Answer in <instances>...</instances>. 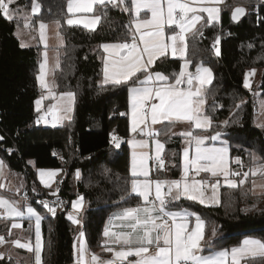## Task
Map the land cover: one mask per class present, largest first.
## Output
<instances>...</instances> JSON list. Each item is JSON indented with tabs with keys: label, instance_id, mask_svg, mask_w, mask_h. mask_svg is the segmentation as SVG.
Returning a JSON list of instances; mask_svg holds the SVG:
<instances>
[{
	"label": "trees",
	"instance_id": "trees-1",
	"mask_svg": "<svg viewBox=\"0 0 264 264\" xmlns=\"http://www.w3.org/2000/svg\"><path fill=\"white\" fill-rule=\"evenodd\" d=\"M36 1L40 13L32 17L31 25L36 27L41 22L57 20L61 23L59 32L64 43L59 47V67L54 78L57 92L75 93V113L59 126L37 123L40 113L36 111L35 101L41 94L37 76L44 47H22L16 32L24 27L25 19L16 17L9 21L0 14V136L3 137L0 158L11 170L24 176L31 194L26 198L39 209L44 207L37 199L53 194L42 186L38 171L62 170L58 193L70 200L84 196L86 208L81 216L87 240L92 249L100 250L108 215L141 202L136 195H129L127 87L101 84L103 51L99 46L122 40L130 15L109 5L107 16L95 31H90L66 24L67 0ZM32 4L33 0H17L11 8L20 6L30 11ZM236 7L246 9L238 22L232 20ZM202 32V36L189 37L187 58L192 61V68L202 62L214 72V80L207 86L206 103V112L213 120L211 131L223 132L230 142L232 158L239 157L243 167L235 165L243 172L250 171L264 163V128L253 123L254 96L251 89L244 87V80L248 71L257 70L258 89L264 97V0H227L220 22L208 24ZM217 38L219 47L214 46ZM181 63V59L168 58L158 61L156 68L171 75L180 70ZM182 139L181 136L164 138L167 155L174 162L168 171L171 177L179 176ZM116 140L123 141L119 148ZM254 178L249 173L243 185L238 184L235 189L222 187L220 205L204 206L183 199L178 208H188L204 219L206 239L212 248L238 246L250 235L264 242V193L252 192ZM68 214V211L56 212L55 216L47 215L41 221L44 264H75L77 229ZM24 224L32 240L33 224L28 220ZM9 229L10 222H0V234L7 235ZM18 254L21 258L3 254L0 264H34L33 253L18 250ZM247 264H264V257L249 258Z\"/></svg>",
	"mask_w": 264,
	"mask_h": 264
},
{
	"label": "snow or ice",
	"instance_id": "snow-or-ice-1",
	"mask_svg": "<svg viewBox=\"0 0 264 264\" xmlns=\"http://www.w3.org/2000/svg\"><path fill=\"white\" fill-rule=\"evenodd\" d=\"M15 2L16 0H0V14L9 21L20 12L19 8L10 7ZM221 2L222 0H67L66 24L69 26L83 25L85 29L95 31L102 18L107 16L109 5L130 15L129 22L125 25L126 31L122 34L123 39L99 46L107 54L103 58L101 84L115 88L127 87L131 114L130 131L134 134L128 141L133 148L129 195L135 194L141 201L135 207L125 208L115 214L110 219L109 226L105 227L103 235L106 239L102 247L105 252L112 254L111 259L104 260L97 254H91L90 260L86 259L89 249L81 240L77 249V264H241L242 261L247 264L249 258L264 257V242L253 238H246L240 245L231 249H213L210 240L206 239L204 219L187 208H178L177 203L181 199H187L204 206L220 205L221 177L230 189L238 187L236 177H242L239 185H243L249 177L248 171L241 173L230 168L229 150L226 146L217 147L207 143L209 140H218L220 132L207 136L197 131L207 132L213 124L212 117L207 114L205 108L207 86L212 83L213 73L211 69L204 67L202 62L196 65L195 72L188 71L192 63L187 58L189 36L192 39L202 36L203 27L219 20L220 9L216 5ZM39 11L40 5L33 0L32 13ZM201 13L207 14L205 24H201L204 19ZM243 13V8H236L233 19ZM53 23L62 46L63 37L59 32L61 23L59 20ZM24 27L28 28L29 24L25 23ZM47 28V24H39V36L45 44V49L48 48ZM17 35L20 33L17 32ZM215 43L219 44V38ZM21 46L26 45L22 43ZM215 51L216 55L220 54L219 48ZM169 55L173 58L178 56L184 61L179 73L173 72L169 77L152 70L157 61L163 62ZM58 57L57 51L53 72L59 67ZM48 64V53L45 51L37 80L40 88L47 90V95H42L36 100V110L41 112L44 99L51 98L56 100V103L51 104L38 117L37 123H49L48 117L51 116V124L55 127L64 119H71L68 114L73 111L75 94L67 91L58 97L55 95V81L46 80ZM254 72L255 70H252L245 76V88L250 87L248 76L254 75ZM239 107L240 105H237V108ZM261 108L264 109V103ZM183 123L190 126L189 130L172 132L177 124ZM223 123L227 125L228 121ZM155 125L161 127L157 129ZM169 133L180 135L186 145L183 149L182 176L175 180L153 179L148 162L155 161L156 171L165 170L162 156L165 144L160 141L159 136ZM137 136L148 139H137ZM2 139L3 137H0V140ZM149 139L155 144L154 156L145 151L149 147ZM115 142L119 148L120 142ZM253 159L256 157L253 156ZM234 162L243 167L239 157H236ZM3 167V162L0 161V171ZM250 172L253 176L258 172L264 174V163L250 169ZM201 173L210 176L197 179ZM57 174V171L41 170L39 175L44 187L50 188ZM76 175L79 176L78 171ZM3 187L4 185L0 184V188ZM209 190L211 194L207 195ZM58 191L57 188L53 195ZM41 204L55 216L54 206L47 201H41ZM82 206L83 197L72 204V208L77 212ZM174 208L178 210H173ZM0 210V218H23L25 215L29 219L34 217L35 245L31 241L21 243L20 239L6 241L5 237L0 235V246L11 243L17 248L34 252L35 264H42L41 221L44 217L28 205L25 210H21L16 201L3 196H0ZM68 219L73 224L80 223L73 214H69ZM114 220L120 223L114 224ZM21 227L20 223L12 224V228ZM113 228L120 230L113 231ZM212 235H216L215 226L212 228ZM153 248L155 251H152ZM129 257L135 259L129 260Z\"/></svg>",
	"mask_w": 264,
	"mask_h": 264
},
{
	"label": "rangeland",
	"instance_id": "rangeland-1",
	"mask_svg": "<svg viewBox=\"0 0 264 264\" xmlns=\"http://www.w3.org/2000/svg\"><path fill=\"white\" fill-rule=\"evenodd\" d=\"M35 2L38 3L36 0H35ZM16 8H19L20 12L14 18L18 17V18L25 19L26 23L29 24L28 28L20 27L17 30V32L20 33V35H17L19 40H20V43L21 44L22 43L25 44L26 46H24V47H36V46H39V45L44 47L45 44H44L43 41L40 40V36H39V24L40 23L36 27L31 25L32 17L34 15H38L40 13V11L38 13H36V14H33L32 13V8H31L30 11H28L24 7H20V6L16 7ZM16 8H13V9H16ZM45 24L48 25V28L46 30L48 48L45 49V47H44L43 52H42V59L40 61V64L43 62L44 52L47 51L48 60H49V64H48V70L49 71H48V75L46 76V80H48L49 82H52L53 80L55 81L54 72L52 71V69H53L55 61H56V53H57V51L59 53L60 41L58 40L57 35H56L57 29H56L55 24L53 22L45 23ZM17 32H16V34H17ZM63 43H64V40H63ZM59 55H60V53H59ZM58 59H59V57H58ZM203 66L211 69V71L213 73V80H214V72H213L212 68L209 65H206V64H203ZM57 68L58 67H56L55 70ZM190 68H191V66H190ZM188 69H189V67H188ZM195 70H196V67L193 68L192 70L189 69L188 71L195 72ZM253 70H255V69H253ZM250 71H252V70H250ZM250 71H248V73ZM213 80H212V82H213ZM248 80L250 82L249 89L252 90V94L254 96V101H255V103H254L255 104V115H254L253 123H254V125L256 127L264 128V127L261 126V125H264V109L261 108V104L264 103V97L261 95V91L258 89L259 80H260V73H258V71L255 70L254 75L248 76ZM55 85H56V82H55ZM71 92H73V91H71ZM54 93L58 97L60 94H62L64 92H57L56 87H55L54 88ZM42 95L46 96L47 95V90H42L41 89V94L36 100L40 99ZM54 103H56V100H54V99H51V98L44 99L42 101V104H41L40 115L43 114V112L46 111L47 108L51 104H54ZM75 104H76V95H75L74 103L72 105L73 111L68 114L71 118H73L74 113H75ZM35 107L37 109L36 103H35ZM205 108H206V105H205ZM129 117H130V121H131L130 106H129ZM65 120H70V119H64V120L60 121L59 123H57L56 126L61 125ZM42 123H43V125H46V126H52L51 121L49 123H44V122H42ZM160 126L161 125H155L154 127L159 129ZM189 127L190 126L187 123L177 124L176 127L172 129V132L180 133L182 131H187V130H189ZM197 131L200 132L201 135H207V136L215 135L216 132H220L221 135H220V138L218 140H216V141L209 140V141H207V143L211 144V145H215L217 147L226 146L228 148V150H229L230 168L233 169V170L241 171V170H239L240 167L235 165L236 164L234 162L235 158H232V156H231V145H230V142L223 136V132L222 131H211V129L208 130L207 132H203V131H200V130H197ZM133 135L134 134L131 133V137H133ZM169 135H171V133H169ZM166 136H168V135L159 136L160 141L165 144V150L162 153V156H163L164 161H165V170L159 171L158 178L159 179H167V180L180 179L181 176H182V173H183V149H184V147L186 145H185L184 139H182V149H181V155H180L181 159H180V166H179V176L178 177H171L170 175H168V171H169V167L170 166H174V162L169 158V155H167L166 143L164 141V138ZM131 137H130V139H132ZM136 138L137 139H148L147 137H141V136H137ZM129 145H130V148H131L132 145L131 144H129ZM145 151H148L151 156L155 155V144H154V142L151 139H149V147L147 149H145ZM171 156H173V154ZM0 161H2L3 165H4L2 171H0V183L4 185V188L7 189L9 194L14 195V196H16V195L20 196L21 195L20 193L23 192V190H24V188H25V186L27 184L25 179H24V176L21 173H19V172L11 170L8 167L7 163L2 158H0ZM258 166L259 165L254 166V167H258ZM248 172L251 173L250 171H248ZM242 173H243V171H242ZM208 176H210V174L201 173V176L200 177H196V178L200 179L201 177H208ZM78 177L76 175L75 179L77 180ZM256 177H257V179H256ZM46 179H47V177H46ZM220 179H221V186H220V190H219V195H220V200H221V188L224 187V186H227V185H225L223 183V178L222 177ZM235 179L237 180V183L239 184V180L241 179V177H236ZM262 186H264V174H261V173L258 172L255 175V178L252 180V192L254 194L264 193V187H262ZM206 194L210 195L211 191L209 190ZM5 198H7V197H5ZM7 199H9L11 201H16L18 203V206L21 208V210H25V206L28 205V206L33 207L37 211V213L40 214L41 216H43L44 218L47 215L53 216L51 213H49L47 211V209H45V208L39 209L35 204L30 203L24 195H21L19 197V200L12 199V198H7ZM39 203H41V202H39ZM0 211L2 212V210H0ZM15 219L28 220V221H30V223L33 224V239L31 241V243L33 245H35V219H34V217L29 219L27 217V215H25V217H23V218H15ZM2 221H4V219L0 220V222H2ZM3 236L5 237V239L9 237L8 234L7 235H3ZM17 236H18L17 239H22V240H24L26 242L31 239L30 232H27L25 229H23L20 232V234H17ZM247 237L260 240V238H258L257 236H253V235H250V236H247ZM247 237H245V238H247ZM41 241H42L41 259H42V264H44V259H43L44 239H43L42 230H41ZM0 252L1 253H7V256H10V253L7 251L5 246L0 248ZM32 253H33V257H34V252H32ZM13 255H14V253H13ZM15 257L21 258L19 254H15ZM34 264H35V259H34ZM241 264H245V262H241Z\"/></svg>",
	"mask_w": 264,
	"mask_h": 264
},
{
	"label": "crops",
	"instance_id": "crops-1",
	"mask_svg": "<svg viewBox=\"0 0 264 264\" xmlns=\"http://www.w3.org/2000/svg\"><path fill=\"white\" fill-rule=\"evenodd\" d=\"M227 2V0H222V2L221 3H219V4H217L216 5V7H218L219 9H220V14H219V20H216V21H212V23H214V22H220V20H221V16H222V8H223V5L225 4ZM79 15V14H78ZM88 15H91V14H88ZM201 15L204 17V19L201 21V24H204L206 21H207V14L206 13H201ZM100 24V23H99ZM99 24L97 25V27L99 26ZM79 26H81V27H83V25H79ZM197 27L199 28L200 27V24H198L197 25ZM190 37V36H189ZM116 42H118V41H114V42H108V43H116ZM45 47V46H44ZM102 51H103V49H102ZM107 54L106 53H104L103 52V54H102V61H103V58L106 56ZM169 58H173V57H171V55H169ZM173 59H180L178 56L177 57H175V58H173ZM181 61H182V63H181V67H180V70L177 72V73H179L180 71H181V68H182V65H183V60L181 59ZM158 62V61H157ZM156 62V63H157ZM190 66H191V64L189 65V69H193L192 68V66H191V68H190ZM188 69V70H189ZM153 71H157V72H161V73H163L164 75H167V76H169V77H171V75H169V74H167V73H165V72H163V71H161V70H158L157 68H156V64H155V66L153 67V69H152ZM102 79H103V76H102ZM161 127V126H160ZM130 128H131V121H130ZM168 136H171V137H174V136H180V135H168ZM130 137H131V131H130V136H129V138H128V141L130 140ZM132 138V137H131ZM128 141H127V144H128V146H129V151H130V165H131V155H132V151H133V148L131 147L130 148V145H129V143H128ZM149 153V152H148ZM149 155H150V153H149ZM151 156V155H150ZM149 168H150V176H151V178H153V179H159L158 178V176H159V171H156L155 170V164L153 163V160H149ZM41 170H43V171H57L58 172V174H57V176L53 179V181L51 182V187L50 188H47V189H50V191H51V193L53 194L54 192H56V190H57V188H58V184L60 183V180L62 179V174H63V171L62 170H60V169H40L39 171H38V178H39V180H40V171ZM241 173H242V171H240ZM46 178V177H45ZM256 179H257V177H256ZM40 182H41V180H40ZM1 184V183H0ZM42 184V183H41ZM42 186L44 187V185L42 184ZM44 188H46V187H44ZM21 194V193H20ZM135 195V194H134ZM0 196H3V197H7V198H12V199H17V200H19V197L21 196H14V195H11V194H9L8 193V191H7V189H5L4 187L3 188H0ZM80 197H83V206H82V208H80V210L77 212V211H74V209L72 208V206L70 207V210H69V214H73V215H75L76 216V218L80 221V223L79 224H74L75 226H76V229H77V233H76V236H75V240H74V263L75 264H77V257H78V255H79V253H78V251H77V249L79 248V244H80V241L81 240H83L85 243H86V245H87V247H88V249H89V252H88V254H87V256H86V259H89L90 260V255L91 254H97V255H99L102 259H104V260H107V259H111L112 258V254L111 253H108V252H105L104 250H103V247L100 249V250H94V249H92L91 247H90V245H89V243H88V240H87V236H86V232H85V228H84V222H83V219H82V216H81V214L84 212V210H85V208H86V202H85V198H84V196L83 195H79V196H77V198H75L74 200H72V204H73V202H75V201H77ZM181 200H183V199H181ZM180 200V201H181ZM179 201V202H180ZM179 202H177V203H179ZM133 207H135V206H133ZM183 208V207H182ZM123 209H125V208H120V209H116V210H113L109 215H108V217L106 218V221H105V224H104V229H105V227H107V226H109V221H110V219L111 218H113L114 217V215L115 214H117V213H120ZM188 209V208H187ZM173 210H178L177 208H174ZM190 210V209H189ZM190 211H192V210H190ZM68 214V215H69ZM193 220H194V218H192ZM5 221H8V222H10V229L9 230H11V235H9V231H8V238H6V241H12V240H16L17 239V234H20V232L25 228V224H24V220H20V219H15V218H11V219H9V218H5L4 219V221H2V222H5ZM13 223H20L21 225H22V227L21 228H12V224ZM113 223L114 224H119L120 222L119 221H113ZM104 229H103V232H104ZM113 231H119L120 229H117V228H113L112 229ZM81 233H83V236L81 237ZM0 235H2V234H0ZM14 235V236H13ZM13 236V237H12ZM248 238V237H247ZM105 239H106V237H104V235L102 234V245H103V243H104V241H105ZM244 239H246V238H244ZM243 239V240H244ZM20 241H21V243H25L26 241H24V240H22V239H20ZM29 241H32L31 239L29 240ZM241 243H242V241H241ZM240 243V244H241ZM239 244V245H240ZM3 246H5V248L7 249V251L10 253V256H13V257H15V254H18V250H25V251H27V252H29L27 249H21V248H17L14 244H11V243H5L4 245H2V246H0V248H2ZM213 249H216V248H213ZM226 249V248H225ZM229 249H231V248H229ZM14 251V252H13ZM152 251H155V249L153 248L152 249ZM13 253H14V255H13ZM30 253V252H29ZM32 253V252H31ZM3 254H5V255H7V253H3ZM205 254H207V250L205 251ZM129 260H134L135 259V257H129L128 258ZM242 262H244V261H242Z\"/></svg>",
	"mask_w": 264,
	"mask_h": 264
},
{
	"label": "built area",
	"instance_id": "built-area-1",
	"mask_svg": "<svg viewBox=\"0 0 264 264\" xmlns=\"http://www.w3.org/2000/svg\"><path fill=\"white\" fill-rule=\"evenodd\" d=\"M214 45H215V47H219V44H214ZM48 120L51 121V116L48 117ZM41 122H43V121H41ZM153 163L155 164L154 160H153ZM21 195H24L25 197L30 198L31 194L29 191L28 184H26ZM41 201H47L51 206H54L56 208V212L68 211V213H69V207L72 206V200H70L68 197L60 195L59 193H57L56 195H52L48 198H44V199H40V200L37 199V202H41ZM60 202H62V203H60ZM1 219H5V218H0V220Z\"/></svg>",
	"mask_w": 264,
	"mask_h": 264
},
{
	"label": "water",
	"instance_id": "water-1",
	"mask_svg": "<svg viewBox=\"0 0 264 264\" xmlns=\"http://www.w3.org/2000/svg\"><path fill=\"white\" fill-rule=\"evenodd\" d=\"M236 8H238V7H236ZM236 8L233 10V13H232V20L234 22H238L245 15V13H246V9L244 7H239V8H243L244 9V13L241 14V15H238L236 19H233V15L235 14ZM119 142H120V146H121L122 143H123V141L122 140H119ZM0 254H2V256H3V253L0 252Z\"/></svg>",
	"mask_w": 264,
	"mask_h": 264
}]
</instances>
